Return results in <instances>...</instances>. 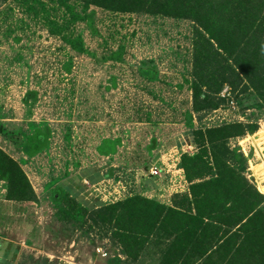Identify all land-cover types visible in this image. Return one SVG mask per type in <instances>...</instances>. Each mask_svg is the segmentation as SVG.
Listing matches in <instances>:
<instances>
[{"label":"rangeland","instance_id":"374dc122","mask_svg":"<svg viewBox=\"0 0 264 264\" xmlns=\"http://www.w3.org/2000/svg\"><path fill=\"white\" fill-rule=\"evenodd\" d=\"M0 1V149L37 197L10 201L0 180V239L17 249L0 264H161L157 238L128 258L112 234L68 218L65 196L90 206L140 196L187 210L190 183L180 162L203 148L191 134L225 123L258 125L219 154H240L261 192L264 108L247 99L243 109L230 100L194 112L190 21L85 10L77 0L69 8L58 0ZM77 39L81 51L69 44ZM221 97L233 96L224 88ZM153 167L161 175L152 177ZM87 171L98 177L93 185Z\"/></svg>","mask_w":264,"mask_h":264},{"label":"trees","instance_id":"16d2710c","mask_svg":"<svg viewBox=\"0 0 264 264\" xmlns=\"http://www.w3.org/2000/svg\"><path fill=\"white\" fill-rule=\"evenodd\" d=\"M67 1L58 0L69 8ZM77 1L85 10L99 7L190 21L194 112L214 111L230 100L243 109L247 99L264 108V0ZM69 44L74 50L83 49L80 39ZM224 88L231 99L221 97ZM257 130L254 123H225L191 134L199 136L203 148L180 162L190 183L187 210L140 196L92 206L65 196L66 216L80 227L112 234L122 253L133 260L157 238L161 264H264V195L244 175L240 154L227 149L225 155L219 154L227 140ZM27 178L18 162L0 149V180L6 182L10 201H36ZM84 178L90 184L98 181L91 171ZM16 252L0 239V257Z\"/></svg>","mask_w":264,"mask_h":264},{"label":"built area","instance_id":"2783aa9c","mask_svg":"<svg viewBox=\"0 0 264 264\" xmlns=\"http://www.w3.org/2000/svg\"><path fill=\"white\" fill-rule=\"evenodd\" d=\"M149 173H150V175H152V177H157V176L161 175V172H160L158 167L151 168Z\"/></svg>","mask_w":264,"mask_h":264},{"label":"bare ground","instance_id":"6f19581e","mask_svg":"<svg viewBox=\"0 0 264 264\" xmlns=\"http://www.w3.org/2000/svg\"><path fill=\"white\" fill-rule=\"evenodd\" d=\"M258 134L262 136V140H263V144H264V130L263 131H260ZM260 190H261V192H264V187H261Z\"/></svg>","mask_w":264,"mask_h":264},{"label":"crops","instance_id":"0c3cea01","mask_svg":"<svg viewBox=\"0 0 264 264\" xmlns=\"http://www.w3.org/2000/svg\"><path fill=\"white\" fill-rule=\"evenodd\" d=\"M180 171L183 172V170H181V169H180ZM1 183H2V182H1ZM262 187H264V186H262ZM3 192H4V190L0 193V196H1V194H2ZM262 193H264V192H262Z\"/></svg>","mask_w":264,"mask_h":264}]
</instances>
